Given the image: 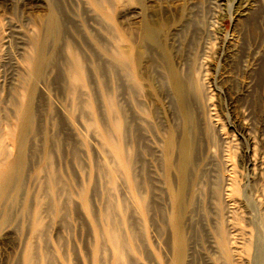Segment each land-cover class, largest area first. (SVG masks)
<instances>
[{
	"label": "rangeland",
	"instance_id": "rangeland-1",
	"mask_svg": "<svg viewBox=\"0 0 264 264\" xmlns=\"http://www.w3.org/2000/svg\"><path fill=\"white\" fill-rule=\"evenodd\" d=\"M174 213L264 264V0H0V264H175Z\"/></svg>",
	"mask_w": 264,
	"mask_h": 264
},
{
	"label": "bare ground",
	"instance_id": "bare-ground-1",
	"mask_svg": "<svg viewBox=\"0 0 264 264\" xmlns=\"http://www.w3.org/2000/svg\"><path fill=\"white\" fill-rule=\"evenodd\" d=\"M56 28V23H55V19L53 16H50L49 19H48V24H47V29H46V35H50ZM41 48V44L40 43H32V50H33V53L34 55L36 56L38 50ZM36 53V54H35ZM31 56L27 59L26 61V69L28 72L34 74L36 73L38 70H39V67L42 65L43 61L41 59L40 56H36L34 57ZM171 83L173 84V87L174 88H177L179 89V83L176 81L175 78H172L171 79ZM202 86H198V85H195L194 87V96L195 98L197 99H201L203 100V102H205V97H203V88H201ZM27 110V109H26ZM24 117V121L27 120V116H23ZM228 140V139H227ZM226 140V141H227ZM188 152H189V146H188V141L187 140H184L182 145H181V148H180V154H181V157L182 159H184L187 155H188ZM225 151H220V162L221 163H224L226 162L225 159V156H224V153ZM227 153V152H226ZM227 155V154H226ZM229 155V154H228ZM228 166V165H227ZM229 185L230 184H224V188H223V196H225L227 199L230 198V191H229ZM228 201V200H227ZM230 202V201H229ZM233 202V201H231ZM172 226H173V229L174 231L176 232V242H177V258H176V261H175V264H180V260H181V250H182V245H181V242H180V234H179V224H178V219H177V215L176 213H174L173 215V220H172ZM114 234V233H113ZM116 237H111V240H115ZM213 244H214V248L216 251H218V253H222V254H225L227 256V260L229 258V244L227 246V242L225 241L223 235H220L218 240L215 242V241H212ZM230 248L232 249V252H233V249L235 248L234 245L232 244V242L230 243Z\"/></svg>",
	"mask_w": 264,
	"mask_h": 264
}]
</instances>
